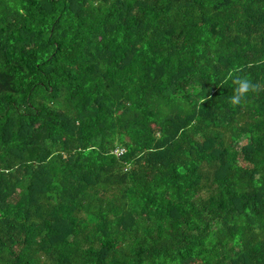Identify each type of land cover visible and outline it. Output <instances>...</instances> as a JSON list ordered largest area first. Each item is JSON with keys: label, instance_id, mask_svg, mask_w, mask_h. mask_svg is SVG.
Returning <instances> with one entry per match:
<instances>
[{"label": "trees", "instance_id": "1", "mask_svg": "<svg viewBox=\"0 0 264 264\" xmlns=\"http://www.w3.org/2000/svg\"><path fill=\"white\" fill-rule=\"evenodd\" d=\"M0 264H264V0H0Z\"/></svg>", "mask_w": 264, "mask_h": 264}, {"label": "clouds", "instance_id": "2", "mask_svg": "<svg viewBox=\"0 0 264 264\" xmlns=\"http://www.w3.org/2000/svg\"><path fill=\"white\" fill-rule=\"evenodd\" d=\"M243 72V67L236 66L228 73V78L231 80L233 90L232 94L227 97V100L233 107L240 106L242 103H245L249 94H257L262 88V85L254 82L249 75H241Z\"/></svg>", "mask_w": 264, "mask_h": 264}, {"label": "built area", "instance_id": "3", "mask_svg": "<svg viewBox=\"0 0 264 264\" xmlns=\"http://www.w3.org/2000/svg\"><path fill=\"white\" fill-rule=\"evenodd\" d=\"M112 153H113L116 157H118V156H120V155L123 153V149H121V148H117V149L113 150Z\"/></svg>", "mask_w": 264, "mask_h": 264}]
</instances>
